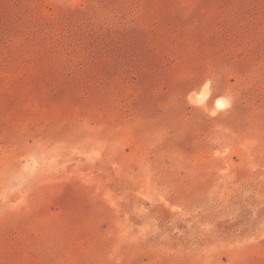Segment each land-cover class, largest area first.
I'll use <instances>...</instances> for the list:
<instances>
[{"label": "rangeland", "instance_id": "374dc122", "mask_svg": "<svg viewBox=\"0 0 264 264\" xmlns=\"http://www.w3.org/2000/svg\"><path fill=\"white\" fill-rule=\"evenodd\" d=\"M0 264H264V0H0Z\"/></svg>", "mask_w": 264, "mask_h": 264}, {"label": "bare ground", "instance_id": "6f19581e", "mask_svg": "<svg viewBox=\"0 0 264 264\" xmlns=\"http://www.w3.org/2000/svg\"><path fill=\"white\" fill-rule=\"evenodd\" d=\"M207 87L208 86H206L205 90H203V92L199 96L201 101H205L208 97ZM228 105H229L228 101L224 98H220L216 102V107L220 110L226 109Z\"/></svg>", "mask_w": 264, "mask_h": 264}]
</instances>
